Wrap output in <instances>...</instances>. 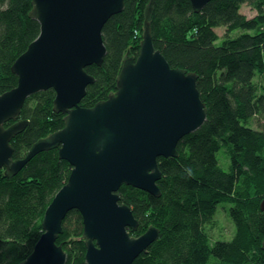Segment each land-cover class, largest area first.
<instances>
[{
    "label": "trees",
    "instance_id": "1",
    "mask_svg": "<svg viewBox=\"0 0 264 264\" xmlns=\"http://www.w3.org/2000/svg\"><path fill=\"white\" fill-rule=\"evenodd\" d=\"M32 1L0 0V95L17 87L12 67L39 37L40 25L30 17ZM151 1L126 0L124 11L106 24L107 55L102 67L86 69L95 83L82 107L116 92L124 61L139 55ZM245 4L256 11L254 18L241 13ZM149 22L154 45L171 67L198 75L208 117L180 141L178 157L159 159L160 198L121 187V204L139 222L131 235L160 230L134 264H264V93L256 83L264 80V0H215L200 13L191 0H155ZM219 28L225 29L223 37ZM55 97L52 89L29 97L20 117L5 125L27 122L11 142L15 161L64 128L66 115L54 112ZM71 171L59 149L39 154L16 176L0 169V264H20L33 252L44 233L45 212ZM220 203L232 206L236 233L228 242H212L205 231ZM63 230L57 243L67 253L66 264H87L79 211L67 215Z\"/></svg>",
    "mask_w": 264,
    "mask_h": 264
},
{
    "label": "water",
    "instance_id": "2",
    "mask_svg": "<svg viewBox=\"0 0 264 264\" xmlns=\"http://www.w3.org/2000/svg\"><path fill=\"white\" fill-rule=\"evenodd\" d=\"M215 0H191L200 13ZM231 1V0H229ZM155 0L147 8L137 59H126L117 90L94 107L81 106L95 78L86 69L102 67L107 48L103 30L122 13L126 0H33L30 17L40 25L39 37L14 63L18 85L0 95V169L18 175L36 156L59 149L72 166L67 183L48 206L44 233L20 264H66L58 239L74 210L83 217L87 264H134L154 244L160 230L133 237L139 222L121 204L127 185L160 198V158L178 157V145L207 121L208 110L198 89V75L172 68L153 41L149 22ZM54 90V112L63 113L64 128L35 143L26 158L14 160L11 145L27 126L16 121L29 97ZM264 214V200L260 205Z\"/></svg>",
    "mask_w": 264,
    "mask_h": 264
},
{
    "label": "rangeland",
    "instance_id": "3",
    "mask_svg": "<svg viewBox=\"0 0 264 264\" xmlns=\"http://www.w3.org/2000/svg\"><path fill=\"white\" fill-rule=\"evenodd\" d=\"M241 13L248 19H252L257 15L256 11L251 9V7L246 4L242 6ZM216 32L220 37H223L225 35L224 28H219L216 30ZM256 83L262 85V92L264 93V80L256 79ZM253 126L258 128L257 123H254ZM220 159L222 165L224 166L229 163L228 157L224 153L220 156ZM231 207L232 206L230 204L220 203L217 207V212L213 222L205 226V231L212 242H228L234 238L236 233V226L230 215Z\"/></svg>",
    "mask_w": 264,
    "mask_h": 264
}]
</instances>
